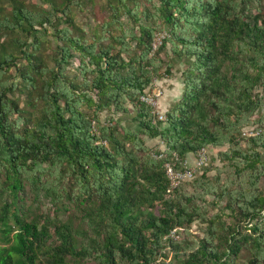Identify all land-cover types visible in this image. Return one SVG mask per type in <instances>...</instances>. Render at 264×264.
Returning a JSON list of instances; mask_svg holds the SVG:
<instances>
[{
  "label": "trees",
  "instance_id": "obj_1",
  "mask_svg": "<svg viewBox=\"0 0 264 264\" xmlns=\"http://www.w3.org/2000/svg\"><path fill=\"white\" fill-rule=\"evenodd\" d=\"M41 1L0 0V264H174L159 260L161 242L203 219L194 200L205 195L228 213L188 247L168 240L180 264H236L242 252L264 264L261 0H105L107 18L88 34L73 10L93 0ZM160 54L167 76L173 60L184 64L182 91L152 125L139 96L160 76ZM129 106L133 127L100 121ZM253 115L256 133L242 138ZM141 136L158 138L162 157ZM224 144L216 157L232 181L208 184L204 168L199 195L169 188L165 163Z\"/></svg>",
  "mask_w": 264,
  "mask_h": 264
},
{
  "label": "rangeland",
  "instance_id": "obj_2",
  "mask_svg": "<svg viewBox=\"0 0 264 264\" xmlns=\"http://www.w3.org/2000/svg\"><path fill=\"white\" fill-rule=\"evenodd\" d=\"M92 6L89 4L83 5L84 7L80 12H77L73 10V19L74 24L79 28L80 30L86 32L89 31V28H94L101 19L106 20L108 14L104 9V1L105 0H93ZM26 3L28 5H33V7L37 8H46V5L41 0H26ZM261 15L264 18V0H261ZM63 24H60V27ZM167 37V33L164 30H161L155 35V38H159L161 41L163 38ZM45 39L47 40V45H45L44 49L42 50L43 54H46V61L47 63L51 61L49 59L50 52L49 47L52 46L51 38L49 35L45 36ZM158 42V41H157ZM157 48L159 47L158 44H156ZM169 46L166 45V48ZM156 48V49H157ZM160 60H162L163 65H161L160 69V76L156 79H153L151 84L145 88L143 93H150L156 90L160 93V97L157 99V111L160 114L165 115V113L171 109L176 102H178L181 91H182V84H181V76L180 73L184 69V64L182 62H177L175 60L172 61V69L170 72V75H165L163 73L165 62L167 58L163 54H160ZM73 67L76 66L77 61L73 60ZM255 92L259 95H262L264 97V88L263 87H257L255 89ZM20 105H22L20 101ZM261 112H264V108L260 109ZM129 115H114L111 113L103 112L100 114V121L104 122L107 118H113V119H119L120 125L122 126H128L133 127V124L128 123L129 118L131 117V114L133 113V110L130 108L128 109ZM257 115H253L250 120L251 124L244 126L241 129V136L242 138H246L248 136H251L256 133L257 125L252 123V120H256ZM142 140L144 141V145L149 149L151 154L155 153H161L165 150L164 146L161 144L160 140L158 138L149 139L144 136H141ZM243 146V143H242ZM206 154H207V161L204 164V166L195 172L193 178L189 181L181 182L176 188H173V191H176L179 196L183 195H199L202 192L203 186H197V180H199L201 174L203 173L204 168H209V170L206 172V178L209 179L208 184H214V178L217 177V181L219 183H229L232 181V178L234 175L231 173V168L229 167L228 162H221L219 158L216 157L217 152H223L227 149V144H224L223 146L219 147H205ZM194 153H187L185 154L184 158L190 163L192 161ZM261 159L264 161V151H261ZM202 180V179H201ZM258 188L262 189L264 187V175L259 179L257 182ZM194 203L203 209L204 211V217L203 219H195L191 225L188 228V231L186 235L180 234L178 230L177 232V238L173 239L171 237H165L162 240V249L160 251L161 258L159 260H164L165 263H167L169 260L174 261V264H180L182 259L184 258L183 253H178L177 255H174L172 251L169 248V241H176L177 239H183L187 242V247L191 244V242H196L197 240L201 239L204 236L205 230L207 228L208 222L207 219L211 216L217 214L219 210H222L224 214L228 213V210L223 208L224 201L218 202L216 205H212L211 202L213 200V197L211 195H205L204 197H195ZM46 203V202H45ZM48 208V205H42V209L45 210ZM154 212L156 215H159L160 209L158 206L154 209ZM226 216V215H222ZM65 218V217H64ZM225 220L228 222V219L225 218ZM169 240V241H168ZM176 256V257H175ZM248 258V255L245 252H242L237 261L236 264H246V260Z\"/></svg>",
  "mask_w": 264,
  "mask_h": 264
},
{
  "label": "built area",
  "instance_id": "obj_3",
  "mask_svg": "<svg viewBox=\"0 0 264 264\" xmlns=\"http://www.w3.org/2000/svg\"><path fill=\"white\" fill-rule=\"evenodd\" d=\"M158 41V42H157ZM162 41V40H161ZM161 41L159 38L154 39L152 43V51H154L157 46L160 45ZM160 97V93L154 90L150 93H143L139 96V101L145 106L150 108L151 114V124L155 125L165 121V115L160 114L157 109V99ZM103 145L105 143L103 142ZM163 153V152H161ZM158 156L153 155L155 158L162 157V154ZM207 161V154L205 148H200L194 152L192 161L190 163L185 159L173 158L169 163H165V177L168 181L169 188H176L181 182L189 181L193 178L195 172H197ZM165 237H171L173 239L177 238L176 230H171ZM164 237V238H165Z\"/></svg>",
  "mask_w": 264,
  "mask_h": 264
}]
</instances>
